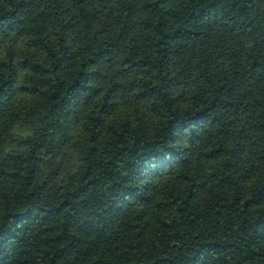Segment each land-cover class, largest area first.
<instances>
[{
  "label": "trees",
  "instance_id": "trees-1",
  "mask_svg": "<svg viewBox=\"0 0 264 264\" xmlns=\"http://www.w3.org/2000/svg\"><path fill=\"white\" fill-rule=\"evenodd\" d=\"M0 264H264V0H0Z\"/></svg>",
  "mask_w": 264,
  "mask_h": 264
}]
</instances>
